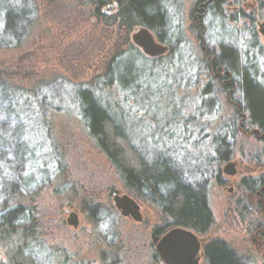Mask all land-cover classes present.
I'll return each mask as SVG.
<instances>
[{
	"label": "rangeland",
	"instance_id": "rangeland-1",
	"mask_svg": "<svg viewBox=\"0 0 264 264\" xmlns=\"http://www.w3.org/2000/svg\"><path fill=\"white\" fill-rule=\"evenodd\" d=\"M196 1L164 0L181 36L170 52L149 31L165 48L154 57L132 42L142 28L126 32L113 23L116 0L102 9L97 0H0L31 19L16 42L3 34L0 11V215L15 207L30 213L19 227L0 222V264H163L153 239L169 220L124 188L85 128L78 89L93 93L147 160L167 155L189 182L203 185L213 225L193 232L203 244L197 264H208L203 248L212 240L242 264H264L257 196L264 135L248 125L224 75L203 66L219 45H230L255 55L264 86V10L253 0H227L218 19ZM114 58L121 59L109 80ZM229 163L233 175L223 172ZM114 192L139 206L141 221L121 216Z\"/></svg>",
	"mask_w": 264,
	"mask_h": 264
},
{
	"label": "trees",
	"instance_id": "trees-1",
	"mask_svg": "<svg viewBox=\"0 0 264 264\" xmlns=\"http://www.w3.org/2000/svg\"><path fill=\"white\" fill-rule=\"evenodd\" d=\"M20 1L25 3L27 0ZM253 1L264 10V0ZM116 2L118 10L111 20L119 29L126 32H131L134 28L146 29L162 44L167 45L170 52L175 51L174 47L179 43L181 35L179 32L178 35L175 34L164 0ZM226 2L227 0H197L195 5L201 6L203 14L219 19L222 18V7ZM2 8L4 6H0V11ZM4 12L6 14L3 19V34L18 42V30L24 34L31 24V19H28L26 10L20 8L12 11L6 8ZM15 29L17 30L14 31ZM251 36L253 39L254 35ZM251 45L255 44L251 41ZM210 54L212 56L203 64L204 68L210 72L214 71L218 77L219 74L224 75L221 83L228 82V89H234L238 96L237 105L241 113L247 115L248 125L264 135V86L258 81L255 55L245 53L241 56L240 52L230 45H219L217 50ZM121 58L110 60L106 69L107 79H115L114 67ZM77 92L80 117L85 128L117 173L124 188L160 208L169 220L167 228H181L197 234L206 233L213 225V219L203 185L189 182L178 165L167 155L160 154L147 160L133 146L123 127L100 105L89 89H78ZM218 143L227 147L224 138L219 137ZM19 152L21 154L22 150ZM19 160L21 162L22 159L18 156ZM253 187L252 190L255 189ZM29 214L27 210L15 207L0 215V222L6 226L19 227L28 220ZM164 232L162 228L156 230L155 234L162 235ZM203 255L208 264H242L227 244L218 240L210 241L204 247ZM21 261L16 258L11 264H27Z\"/></svg>",
	"mask_w": 264,
	"mask_h": 264
},
{
	"label": "water",
	"instance_id": "water-1",
	"mask_svg": "<svg viewBox=\"0 0 264 264\" xmlns=\"http://www.w3.org/2000/svg\"><path fill=\"white\" fill-rule=\"evenodd\" d=\"M132 42L148 56L162 54L165 48L155 43L154 37L146 29H140L132 35ZM223 172L228 175L234 174V167L227 164ZM113 204L123 217H130L136 222L141 221L139 206L128 196H118L114 192ZM67 224L77 226L76 216L70 214ZM155 251L163 264H197L198 255L203 246L197 236L185 229L173 228L160 237L153 239Z\"/></svg>",
	"mask_w": 264,
	"mask_h": 264
},
{
	"label": "flooded vegetation",
	"instance_id": "flooded-vegetation-1",
	"mask_svg": "<svg viewBox=\"0 0 264 264\" xmlns=\"http://www.w3.org/2000/svg\"><path fill=\"white\" fill-rule=\"evenodd\" d=\"M86 1H93V0H86ZM97 4H98V8H100V9H102V8H104L106 5V3H105V0H97ZM108 9L109 10H111L112 9V6L110 5L109 7H108ZM257 196H259V198H260V200H261V203H262V210H263V212H264V180H263V182H262V186L260 187V191L257 193ZM165 232H167V231H165ZM164 232V233H165ZM163 233V234H164ZM162 234V235H163ZM161 235V236H162ZM157 237H160V235L159 236H157ZM261 239L262 240H264V231L261 233Z\"/></svg>",
	"mask_w": 264,
	"mask_h": 264
},
{
	"label": "bare ground",
	"instance_id": "bare-ground-1",
	"mask_svg": "<svg viewBox=\"0 0 264 264\" xmlns=\"http://www.w3.org/2000/svg\"><path fill=\"white\" fill-rule=\"evenodd\" d=\"M159 55H161V54H158V55H155L154 57H156V56H159ZM173 229V228H172ZM170 230V229H169ZM168 231V230H167ZM205 247V246H204ZM202 249V248H201ZM203 251H204V248H203Z\"/></svg>",
	"mask_w": 264,
	"mask_h": 264
}]
</instances>
